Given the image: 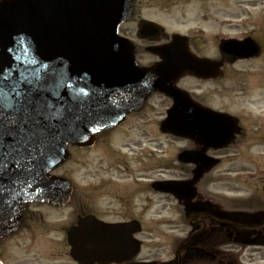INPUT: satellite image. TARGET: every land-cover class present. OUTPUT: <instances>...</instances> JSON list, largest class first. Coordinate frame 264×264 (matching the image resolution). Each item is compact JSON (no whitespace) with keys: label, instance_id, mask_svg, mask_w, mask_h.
Listing matches in <instances>:
<instances>
[{"label":"water","instance_id":"water-1","mask_svg":"<svg viewBox=\"0 0 264 264\" xmlns=\"http://www.w3.org/2000/svg\"><path fill=\"white\" fill-rule=\"evenodd\" d=\"M131 8L132 0L0 2V240L18 231L28 204L68 203L72 184L50 172L70 158L69 143L92 146L96 133L122 123L154 91L174 100L162 131L201 147L179 156L196 166L191 180L155 189L184 201L188 213L245 226L264 223V214L221 215L210 203H192L196 183L219 163L205 152L228 147L240 128L235 118L201 106L175 84L187 74L219 77L222 64L197 58L174 36L152 50L162 59L154 72L139 69L135 47L118 35ZM147 30L155 29L142 24L141 35ZM221 49L236 58L259 51L252 40L227 41ZM129 226L81 220L69 234L72 256L82 264L113 259L122 245L113 237L125 236Z\"/></svg>","mask_w":264,"mask_h":264},{"label":"rangeland","instance_id":"rangeland-1","mask_svg":"<svg viewBox=\"0 0 264 264\" xmlns=\"http://www.w3.org/2000/svg\"><path fill=\"white\" fill-rule=\"evenodd\" d=\"M139 2L141 18L157 21L168 34L181 32L191 35L201 49V54L206 56H219L220 41L224 38L253 35L261 41L262 56L230 65L223 79L201 84L196 80H188L184 84L214 108H224L238 117L245 126V134L237 139L235 146L224 151L227 158L212 171L209 186L205 187L206 193L233 200L250 198L258 188L255 184L260 185L261 178H264V0ZM136 26L137 21L125 24L121 28L122 34L126 37L135 36ZM168 106L162 96H156L150 102L149 116H133L117 131L103 137L93 148L70 147L71 160L53 174L70 179L78 197L90 195L92 207L105 220L116 218L110 212L114 198L112 188L109 191L106 190L107 186L106 189L100 188V182L104 181L115 189L129 188L135 182L134 187L139 180L138 173L143 168L148 169L147 178L151 182L184 179L190 168L178 161V155L189 145L182 139L162 134L158 129L160 122L167 116ZM142 154L144 159L139 161ZM144 196L151 201L147 219L158 222V217L162 216L163 222H167L166 225H155L156 228L150 230L154 236H148L146 246L158 247L163 242L162 236L158 234L168 237L180 233L171 228L174 222L180 220L178 206L171 196L153 190ZM30 213L47 226L41 229L37 222L24 230L19 238L6 244V261L2 264H19L20 259L26 257L24 254L31 249L34 253L63 252L59 245L63 236L59 232L74 220L76 213L73 208L56 209L45 203H34L30 206ZM36 226L38 228L34 230ZM41 230L49 231L51 235L41 234ZM147 252L145 248L144 253ZM159 254L162 255L161 252ZM26 259L30 260L31 257ZM59 263L55 259V264Z\"/></svg>","mask_w":264,"mask_h":264},{"label":"flooded vegetation","instance_id":"flooded-vegetation-1","mask_svg":"<svg viewBox=\"0 0 264 264\" xmlns=\"http://www.w3.org/2000/svg\"><path fill=\"white\" fill-rule=\"evenodd\" d=\"M140 6L141 2H139V0H132L131 15L129 19L121 26V28L131 21H137L135 36L130 35L131 37L127 38H129L133 42L136 48L137 66L140 69L147 70L148 72H154L155 68L160 66L162 59L159 55L153 53L152 50L170 43L172 35H174L175 33L168 34L164 28L159 33H156L157 31L147 30L142 36L140 34V24L143 21H152L156 23L158 22L146 18H141L142 9ZM121 28L120 32L122 34ZM179 34L188 37L189 49L198 57L223 61L224 77L227 75V68L230 65H234L237 62L247 60H237L221 52H219V56H217L216 58L213 56H206L205 54H201V49L199 48L198 44L195 43V40L191 35L189 36V34L181 32ZM122 35L125 36L124 34ZM243 38L245 37H242L240 39ZM188 80H196L201 84L214 83L221 79H204L191 75H185L176 82L175 87L189 92L194 100L202 103L203 105L210 106L218 112L229 113L224 108H214L212 105L208 104L209 102L207 103L204 99H202L200 94H197L190 88L185 87L184 84H186ZM165 95L164 93L158 91L151 93V95L147 97L141 109L128 115L127 120L131 119L133 116H149L148 113L150 109V102L156 96H162L168 102L169 106L166 110L167 115V112L173 105V101L171 98ZM152 111L155 110L152 109ZM161 122L158 127L159 131ZM119 127L121 126L119 125L111 131L102 132L97 135L98 142L103 137H106L117 131ZM186 142L189 145L187 149H197V147L192 142ZM224 151L227 150H209L207 154L213 157H219L223 162L224 159L228 156L227 154H224ZM143 159L144 156L142 154V157L139 161H143ZM123 165L125 166V164ZM146 171H148V169L143 168L138 173L139 180L134 185V187L133 184L135 182L131 184L129 188L127 187L125 189H115L114 186L110 187V184H105L104 181L100 182V184L102 183L100 185V188L105 187L106 189L107 186V191H109L108 189L112 188L111 193L113 194L114 198V206L112 210L110 209V212L113 213L114 217H116L113 220H105L100 214H97V210H95L91 205L90 195L86 194L83 197L80 196L81 198L79 197L78 200H76L75 195H73L71 203L64 208H73V212L76 213V216L69 225L63 226L60 232L58 231L63 236L61 237L59 244L63 252H60V254H48L46 252L40 253L38 251H35L34 253L31 252V249L29 253L24 254V256L26 257L21 258L19 264H55V259L61 262L59 264H80L71 256V246L69 243L68 233L69 230L73 226H75L81 218L88 215H95L99 220L109 223L127 224L135 222L139 224L140 227L139 231H135L136 229H133V233H131V236H128L127 233H125V236L121 235L120 238L123 244L122 246H120V248L118 249V253L114 255L113 259H101L89 264H264V243H260V245L254 243L253 241L260 240V242H262L264 240V225L248 229L246 227L229 225V223L216 222L212 217H209L207 215H189L185 213L183 203L176 200L172 195L167 196H171L176 200V204L178 206L177 213L180 217V220L174 222V226H171L172 224H170V226L174 231L179 230L180 233L170 234L168 237H163V235H161L163 242L158 247H151L149 246V244L146 246L148 236H154V233H151L150 231L151 228H156L158 224H167V222H163V220L160 222H154L151 219H147V214L150 211L151 201L150 198L147 196L146 198L144 194L149 195L150 192H152V184L150 179L147 178L148 173H146ZM186 178L187 177H185L184 179ZM205 186H209V182H207L206 185V180L204 179L199 183L200 192L194 202H206L209 200L212 202L213 208L216 211L223 212L230 207V203H234V201H236L234 200L231 202V200L229 198H226L225 196H223V198H219L209 196L207 194L205 195L203 193V188ZM262 186V188L255 189L256 191L253 192V195L250 198L240 199L237 201L245 200L244 203L251 205L256 204L257 200L259 201V203H263L264 205V198H262L264 197V182H262ZM143 196L145 198H143ZM30 206L23 214V223L20 227V230L0 241L1 264L3 261H6V258H4L6 244L13 241V239L19 238L21 234L23 235L24 230H26L27 228L29 229L31 226H33V224L35 225V223L37 222L39 223V225H41L39 226L37 224V226H39L41 229H45L44 227L47 226L43 223V221H38L34 216H32V214L30 213ZM262 208H259L261 209L260 211H264V206H262ZM99 210L102 211L100 208ZM37 226L34 228V230L38 228ZM41 234L51 235L49 231L43 232L42 230ZM248 234L252 235L247 236ZM154 238H158V236H155ZM135 240L139 243V252L135 255V253L132 251L130 252V256L122 257L125 251L130 249L131 244H133ZM149 240H151V238ZM145 248L148 249L147 253H144ZM120 252L123 253L121 254ZM159 252H161L164 256L160 255ZM30 257V260L26 259Z\"/></svg>","mask_w":264,"mask_h":264}]
</instances>
